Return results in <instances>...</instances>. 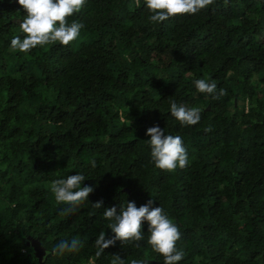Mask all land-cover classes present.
Wrapping results in <instances>:
<instances>
[{"label": "trees", "instance_id": "trees-1", "mask_svg": "<svg viewBox=\"0 0 264 264\" xmlns=\"http://www.w3.org/2000/svg\"><path fill=\"white\" fill-rule=\"evenodd\" d=\"M24 15L0 0V264H39L34 245L43 264H163L147 222L139 247L116 240L95 255L99 234L115 235L105 209L149 200L180 229L178 264H264V0L155 24L143 0H86L68 18L84 25L77 39L28 53L10 47ZM196 79L227 95L197 92ZM172 101L200 108L199 122L181 126ZM153 126L182 138L187 167H155ZM76 173L93 191L65 215L50 184ZM73 238L78 252L51 254Z\"/></svg>", "mask_w": 264, "mask_h": 264}, {"label": "clouds", "instance_id": "clouds-1", "mask_svg": "<svg viewBox=\"0 0 264 264\" xmlns=\"http://www.w3.org/2000/svg\"><path fill=\"white\" fill-rule=\"evenodd\" d=\"M25 13L19 25L23 34L14 36L10 41L13 51L28 53L32 49L59 43L67 46L77 39L84 25L76 20L69 23V17L79 13L86 4V0H16ZM135 6H141V0H134ZM215 0H143L144 6L151 15L148 16L150 23H160L171 17L195 14ZM195 88L199 93L212 95L213 99H220L227 95L226 90L217 91L215 83L206 82L204 79L194 81ZM201 109L198 107H186L178 105L175 101L170 102V114L181 126H191L199 122ZM131 123V121H130ZM211 131V127L204 129ZM146 135L150 137L147 143L151 149L150 157L157 169L166 172H175L178 168L183 169L188 166V153L184 147L180 136L166 135L159 126L149 127ZM95 167V161H91ZM86 178L83 174L68 175L66 179H56L50 184V191L54 194L57 204H65L69 207L63 209L65 215L72 214L76 208L84 201L88 200L92 187L82 186V181ZM152 201L139 207L134 202H127L126 207L115 206L106 208L103 217L109 221L107 228L115 234L110 239L105 238V233L101 232L95 239L99 257L104 250L112 245L116 240L123 243H135L139 247V242L144 239L142 227L147 222V231L150 235L147 243L152 250L163 257V264H178L183 258V251H178L176 242L181 238L179 227L160 207H150ZM94 209L102 207V201L92 203ZM80 241L73 238L71 241L61 240L51 251V254L63 256L65 253H74L80 250ZM111 264H124L119 255H114ZM130 264H146V262L133 259Z\"/></svg>", "mask_w": 264, "mask_h": 264}, {"label": "water", "instance_id": "water-1", "mask_svg": "<svg viewBox=\"0 0 264 264\" xmlns=\"http://www.w3.org/2000/svg\"><path fill=\"white\" fill-rule=\"evenodd\" d=\"M34 247H35V250L37 252L36 254L38 256V262H39V264H43L44 257L46 255V252L47 251H45V249L40 248L39 245H36V246L34 245Z\"/></svg>", "mask_w": 264, "mask_h": 264}]
</instances>
